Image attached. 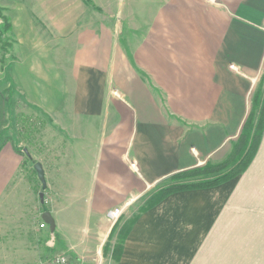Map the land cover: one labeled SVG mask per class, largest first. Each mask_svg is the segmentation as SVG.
<instances>
[{"label":"crops","instance_id":"1","mask_svg":"<svg viewBox=\"0 0 264 264\" xmlns=\"http://www.w3.org/2000/svg\"><path fill=\"white\" fill-rule=\"evenodd\" d=\"M106 8L101 22L81 0H0L11 55L3 62L0 41V132L8 99L65 138L41 164L43 203L19 151L0 141V264L57 251L84 264H264V122L245 172L168 195L110 256L117 216L171 175L230 155L264 64V0ZM45 211L55 233L41 242Z\"/></svg>","mask_w":264,"mask_h":264},{"label":"rangeland","instance_id":"2","mask_svg":"<svg viewBox=\"0 0 264 264\" xmlns=\"http://www.w3.org/2000/svg\"><path fill=\"white\" fill-rule=\"evenodd\" d=\"M81 1L85 5L92 8L95 12H97V14H100L101 22H107L106 19L108 13L106 7L108 0H88L89 2H86L85 0ZM211 1L213 0H210V2ZM0 12L2 14L1 9ZM255 83L256 84L252 85L253 87L250 91L251 94L249 99V113L247 115L248 118L246 117L248 130H246L245 132L246 134H248V137H251L255 133H257L256 129L259 126V119L264 113V64L255 79ZM6 100L5 108L7 119L5 121V129L0 132V141H3L4 143H10L19 151V154L24 160V171L29 174L30 183L34 182L33 189L36 191L38 200V193H41L42 190L41 184L37 179L36 173L33 169V165L35 163L46 165L51 155L61 153V150L65 149V143L61 147L59 142L61 140L65 141V138L61 135V133H59V131L54 128L51 121L39 111L34 110L21 103L17 107H15L16 105L14 106V104L10 100ZM235 147L236 144L233 146L230 155L227 156V158L212 165H216L228 160L231 157V154L233 153ZM25 151L27 152L28 157L26 156ZM31 162H33L34 164H32ZM48 165L49 164H47L46 166ZM205 165L206 164L202 165L201 167ZM177 180L178 181H173V179L170 177L163 180L155 188L149 190L147 196H144L142 199L135 201L134 204L129 207V210L126 212V214L116 217L117 223L110 237V242L113 241L114 243L112 250L110 251L112 261L116 262L115 257L117 256V250L120 246L122 247L123 245V234L125 230L132 224L133 220L137 218L141 212H144L145 210L150 208V206L154 203L160 188L168 187L177 182L183 181L182 179ZM196 181L197 180L190 178L186 179L183 182L190 183ZM38 221L41 223V228L45 229L41 234L42 242V240H44V238L46 237L49 228L47 225L41 222V220ZM54 233L55 231L52 232L53 235ZM103 251L107 252L108 248H103ZM60 254H66L70 256L72 260L76 261L77 264H84L83 259H80L75 254L66 251H57L51 254V256ZM42 258H45V255H43Z\"/></svg>","mask_w":264,"mask_h":264},{"label":"trees","instance_id":"3","mask_svg":"<svg viewBox=\"0 0 264 264\" xmlns=\"http://www.w3.org/2000/svg\"><path fill=\"white\" fill-rule=\"evenodd\" d=\"M85 1L89 2L88 0ZM9 30H10L9 22L0 12V41L2 44V49L5 52V55L3 56V62L11 58L10 47H8L7 38H6V33ZM247 118L243 125V129L238 138V141L236 142V147L233 150V153L231 154V157L228 160L216 165L207 163L203 167H198L171 175L170 178H172L173 181H178L177 179H182L183 181H185L186 179H190V178H193L197 181L190 183L187 182L184 183L183 181H180L168 187L160 188L154 203L150 207H153L154 205L158 204L162 199L166 198L168 195H171L173 193L193 190V189L215 187L231 179H234L243 172H245V170L247 169V167L249 166V164L251 163L252 159L255 156V153L257 151L261 139L263 122H264V113L261 115V118L259 119V126L256 129L257 133H255L251 137H248V134H246L245 132L246 130H248ZM15 150L18 152L17 149ZM31 163L34 164L33 162ZM136 219L137 218L133 220L132 224ZM130 226L125 230L122 237V241L125 240L127 234L129 233ZM121 251H122V247L120 246L117 250V256L115 257L116 261L118 260Z\"/></svg>","mask_w":264,"mask_h":264},{"label":"water","instance_id":"4","mask_svg":"<svg viewBox=\"0 0 264 264\" xmlns=\"http://www.w3.org/2000/svg\"><path fill=\"white\" fill-rule=\"evenodd\" d=\"M25 154L26 156L28 157V154L27 152L25 151ZM33 169L36 173V176H37V179L39 180L40 184H41V193H39V199H40V202L43 203V198H44V190L46 189V181H45V178H44V171L42 169V166L41 164L39 163H35L33 165ZM42 221L45 225L48 226L49 228V231L52 233L54 232V229H55V223H54V220L53 218L51 217L50 213L49 212H44L42 214Z\"/></svg>","mask_w":264,"mask_h":264},{"label":"built area","instance_id":"5","mask_svg":"<svg viewBox=\"0 0 264 264\" xmlns=\"http://www.w3.org/2000/svg\"><path fill=\"white\" fill-rule=\"evenodd\" d=\"M210 1V0H209ZM41 227V226H40ZM38 264H77L66 254L53 255L39 260Z\"/></svg>","mask_w":264,"mask_h":264}]
</instances>
